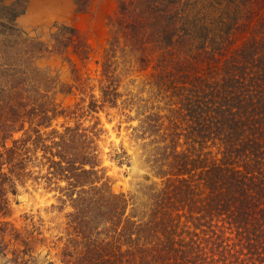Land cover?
I'll return each instance as SVG.
<instances>
[{
	"label": "trees",
	"instance_id": "obj_1",
	"mask_svg": "<svg viewBox=\"0 0 264 264\" xmlns=\"http://www.w3.org/2000/svg\"><path fill=\"white\" fill-rule=\"evenodd\" d=\"M119 2L125 48L154 64L151 85L168 105V115L141 122L145 185L116 193L104 131L81 122L116 106L111 65L102 100L83 96L64 109L56 94L72 87L59 91L37 61L58 47L86 60L77 31L59 27L50 48L10 21L14 33L0 34V254L11 264H58L38 253L51 244L60 264H264V0ZM60 117L76 123L58 129ZM111 160L125 165L128 156ZM28 187L56 193L53 211L71 209L55 241L41 217L23 215L21 228L8 220Z\"/></svg>",
	"mask_w": 264,
	"mask_h": 264
},
{
	"label": "rangeland",
	"instance_id": "obj_2",
	"mask_svg": "<svg viewBox=\"0 0 264 264\" xmlns=\"http://www.w3.org/2000/svg\"><path fill=\"white\" fill-rule=\"evenodd\" d=\"M22 10L23 13L19 14ZM119 18V0H0V24L5 25L0 26V34L14 33L11 31L13 24L15 31L18 30L16 34L22 31L51 48L54 45L51 35L58 32L59 27H71L77 31L81 50L89 54L86 60L74 54L73 47H58L53 54L37 61L40 68L56 78L59 91L62 87L65 90L72 87L71 94L61 91L56 94L57 103L64 109L73 110L83 96L87 101L91 96L102 100L101 86L109 84L103 67L111 65L109 76H113L112 81L118 86L116 92L119 94L116 106L105 108L93 117H85L81 122L92 126L99 121V127L104 131L100 141L103 167L111 179L113 190L132 194L140 193L150 172L145 150L148 140L138 139V134H142L141 122L151 113H158L160 117L168 115V105L166 99L156 95L151 85L156 79L153 76L156 73L152 68L154 64L147 66L144 55L125 48L123 35L116 28ZM63 33L69 36L67 31ZM114 41L115 44L112 43ZM112 49L114 51L109 52ZM18 50L24 49L19 47ZM75 123L74 118L60 117L54 126L61 129L63 124L74 126ZM122 150L128 156L125 165L111 160L115 151ZM55 195L43 188L37 191L32 187H28V191L21 189L17 198L19 203L13 201V215L8 220L21 228L23 215H35L36 219L41 217L45 237L55 241L56 236L65 233V214L71 210L68 208L62 214L53 211L52 206L58 205ZM51 246L38 248L41 261L47 259L60 264L55 254L61 249H51ZM49 251L52 255L47 257ZM0 264L11 263L0 254Z\"/></svg>",
	"mask_w": 264,
	"mask_h": 264
}]
</instances>
